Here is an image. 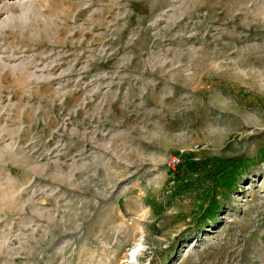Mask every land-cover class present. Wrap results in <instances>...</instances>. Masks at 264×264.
Returning <instances> with one entry per match:
<instances>
[{
	"label": "rangeland",
	"instance_id": "obj_1",
	"mask_svg": "<svg viewBox=\"0 0 264 264\" xmlns=\"http://www.w3.org/2000/svg\"><path fill=\"white\" fill-rule=\"evenodd\" d=\"M0 264H264V0H0Z\"/></svg>",
	"mask_w": 264,
	"mask_h": 264
},
{
	"label": "bare ground",
	"instance_id": "obj_2",
	"mask_svg": "<svg viewBox=\"0 0 264 264\" xmlns=\"http://www.w3.org/2000/svg\"><path fill=\"white\" fill-rule=\"evenodd\" d=\"M219 88H220V87H219ZM140 247H141V245H140L137 249L133 250V252H132V254H131V259H132V260H136V257H137V254H138V252H139Z\"/></svg>",
	"mask_w": 264,
	"mask_h": 264
}]
</instances>
